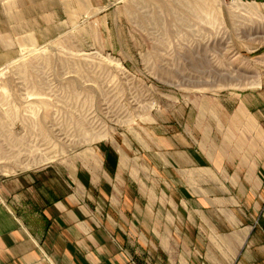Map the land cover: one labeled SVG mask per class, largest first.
Here are the masks:
<instances>
[{
    "label": "crops",
    "instance_id": "obj_1",
    "mask_svg": "<svg viewBox=\"0 0 264 264\" xmlns=\"http://www.w3.org/2000/svg\"><path fill=\"white\" fill-rule=\"evenodd\" d=\"M115 1L0 0V68ZM232 98L139 166L100 147L1 180L0 264H264V93Z\"/></svg>",
    "mask_w": 264,
    "mask_h": 264
},
{
    "label": "rangeland",
    "instance_id": "obj_2",
    "mask_svg": "<svg viewBox=\"0 0 264 264\" xmlns=\"http://www.w3.org/2000/svg\"><path fill=\"white\" fill-rule=\"evenodd\" d=\"M65 25L0 68V181L100 147L193 145L199 113L264 93V0H117Z\"/></svg>",
    "mask_w": 264,
    "mask_h": 264
},
{
    "label": "bare ground",
    "instance_id": "obj_3",
    "mask_svg": "<svg viewBox=\"0 0 264 264\" xmlns=\"http://www.w3.org/2000/svg\"><path fill=\"white\" fill-rule=\"evenodd\" d=\"M231 7H233V5L231 6ZM39 122H40V124L41 125H43V123H42V121H41V118H39ZM41 134H43V136H44V140H50V139H52L51 137L53 136L52 134H51V132L48 130V129H46L45 127H42V133ZM40 135V134H39ZM23 145H24V143H23ZM27 147V146H26ZM38 159V158H37ZM37 159H36V161H37ZM52 159V157L50 156L49 157V155H45L44 157L43 156H40V159H39V163H44V162H48V161H50Z\"/></svg>",
    "mask_w": 264,
    "mask_h": 264
}]
</instances>
